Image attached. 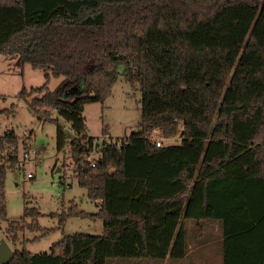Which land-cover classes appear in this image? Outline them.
Listing matches in <instances>:
<instances>
[{
    "label": "trees",
    "instance_id": "16d2710c",
    "mask_svg": "<svg viewBox=\"0 0 264 264\" xmlns=\"http://www.w3.org/2000/svg\"><path fill=\"white\" fill-rule=\"evenodd\" d=\"M0 54L47 81L64 78L56 92L46 82L18 97L57 124V150L69 146L78 183L100 201L97 213L73 204L61 222L101 219L104 227L64 236L50 253L15 250L10 264L177 261L188 251L182 217L221 222L224 264H264V0H0ZM121 67L141 89L139 130L98 145L85 105L111 94ZM154 129L179 142L158 147L148 137ZM18 140L6 132L0 151ZM8 169L0 161V221L8 219ZM39 214L26 203L8 239L41 229Z\"/></svg>",
    "mask_w": 264,
    "mask_h": 264
},
{
    "label": "rangeland",
    "instance_id": "374dc122",
    "mask_svg": "<svg viewBox=\"0 0 264 264\" xmlns=\"http://www.w3.org/2000/svg\"><path fill=\"white\" fill-rule=\"evenodd\" d=\"M121 67L118 80L112 92L104 101L91 102L85 105L84 116L87 123V135L93 137L96 144L105 140L111 141L130 135L132 130H139L141 120L142 93L139 85L134 87L127 81ZM63 77L50 76L47 81L44 72L30 64H22L19 59L0 54V136L13 131L19 138L16 147L2 150L6 152L0 160L9 168L5 178L8 219L0 221V241L6 240L15 251L27 250L33 254L50 253L52 246L64 236L84 233L102 235L104 233L101 219H87L70 216L62 223V218L69 208L76 204L87 213H97L98 204L88 196L87 189L78 183L75 176L74 160L69 153V146L62 152L57 150V124L53 121L42 122L29 110L25 100L18 94L23 88L30 90L48 82L51 91L56 92L63 84ZM65 127L68 139L73 137L69 124L60 119ZM182 125V124H180ZM109 133L104 136L103 129ZM156 130V131H155ZM148 133L156 139H162L164 145L179 142V136L165 138L159 129ZM9 152V153H7ZM30 154V161L25 162V153ZM13 156V161L8 160ZM99 153L95 151L91 160H96ZM20 162L23 167L19 168ZM62 169L58 171V169ZM32 174V178L29 175ZM63 176V177H62ZM62 177V178H61ZM60 179L62 182H60ZM38 208L37 221L41 229L27 227L18 234L14 243L8 239L7 229L10 222L24 216L25 204ZM32 224L33 216L26 217ZM186 225L195 223L186 221ZM204 220L202 227L192 232L208 236V223ZM218 222V221H215ZM47 230L45 234L43 231ZM205 250L202 251L204 253ZM108 264H160L149 259H108Z\"/></svg>",
    "mask_w": 264,
    "mask_h": 264
},
{
    "label": "crops",
    "instance_id": "0c3cea01",
    "mask_svg": "<svg viewBox=\"0 0 264 264\" xmlns=\"http://www.w3.org/2000/svg\"><path fill=\"white\" fill-rule=\"evenodd\" d=\"M109 135V133H108ZM99 206L100 201L96 202ZM190 221V220H186ZM194 221V220H193ZM191 223L190 226L194 229L203 228L202 222ZM187 231L188 251L186 255L177 261L170 259L169 255L164 260L163 264H224V236L222 232V224L220 221H212L208 223V236L192 232L189 224L183 223ZM257 238H252L255 241ZM261 239V238H260ZM250 241V240H249ZM243 243V242H242ZM245 243V242H244ZM250 243V242H249ZM205 250L204 253L202 251ZM253 256H258L255 250L252 251Z\"/></svg>",
    "mask_w": 264,
    "mask_h": 264
},
{
    "label": "water",
    "instance_id": "95a60500",
    "mask_svg": "<svg viewBox=\"0 0 264 264\" xmlns=\"http://www.w3.org/2000/svg\"><path fill=\"white\" fill-rule=\"evenodd\" d=\"M76 93L77 90H71L68 94L74 95ZM58 171H60V168ZM13 258L14 250L6 240L2 239L0 241V264H10Z\"/></svg>",
    "mask_w": 264,
    "mask_h": 264
},
{
    "label": "built area",
    "instance_id": "2783aa9c",
    "mask_svg": "<svg viewBox=\"0 0 264 264\" xmlns=\"http://www.w3.org/2000/svg\"><path fill=\"white\" fill-rule=\"evenodd\" d=\"M156 131V130H155ZM105 136H108V134L107 135H105ZM148 137L152 140V141H154L155 143H156V145L158 146V147H161L162 145H163V142H162V139H156V138H154L155 136L153 135V134H150V133H148ZM119 145H121V144H119ZM0 153L5 157V153H3L2 151H0ZM1 155V156H2ZM3 157V158H4ZM30 154L28 153V152H26L25 153V156H24V158H25V162L27 163L28 161H30ZM1 161V160H0ZM1 163H3L2 161H1ZM93 166H95L96 165V162H93V164H92ZM24 165H23V162H20V165L18 166L19 168H21V167H23ZM29 177L31 178V177H33L32 176V174H30L29 175Z\"/></svg>",
    "mask_w": 264,
    "mask_h": 264
}]
</instances>
